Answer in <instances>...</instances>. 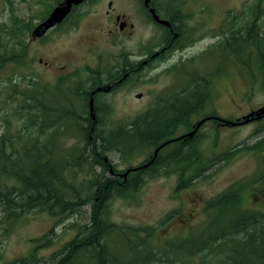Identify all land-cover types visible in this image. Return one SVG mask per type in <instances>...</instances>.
Listing matches in <instances>:
<instances>
[{
  "label": "trees",
  "instance_id": "1",
  "mask_svg": "<svg viewBox=\"0 0 264 264\" xmlns=\"http://www.w3.org/2000/svg\"><path fill=\"white\" fill-rule=\"evenodd\" d=\"M232 12L233 19L230 12L226 14L221 39L201 53L213 59L214 68L191 73V97H200L203 88L209 92L214 77L225 74L229 66L238 67L249 83L264 86V0L245 2L240 10ZM25 28L18 23L0 24V69L8 63H22ZM13 79L8 77L0 82V92L15 90L23 100L12 111L19 118L12 134L8 129L11 115L6 108H0V222L8 225L30 212L46 213L61 222L89 206L86 222L77 227L74 221L66 224L67 228L77 229L76 233L42 263L33 252L18 262L264 264V212L246 208L242 201L247 186L257 181L264 183V172L255 179L236 181L210 198L204 208L206 218L180 240L158 243L152 240L153 227L111 221L108 208L111 200L134 198L148 175L184 174L191 170L193 178L200 176L221 156L203 157L197 144L192 143L185 159L128 170L126 177L121 178L113 173L111 155L124 158L141 148L152 147L166 140L178 122L136 120L109 129L98 119L90 138V120L76 117L84 113L82 99L81 109L76 110L63 91L61 97L52 99L61 100L60 105L56 102L52 106L58 107L64 116L52 120L47 111L51 102L44 100L43 93L39 94L40 83L33 80L23 87L16 80L12 82ZM73 130L76 143L57 144L62 136L64 141L68 140ZM263 141L264 138L251 147L260 150ZM195 228L200 229L195 232ZM46 235L36 240L48 245L51 238Z\"/></svg>",
  "mask_w": 264,
  "mask_h": 264
},
{
  "label": "rangeland",
  "instance_id": "2",
  "mask_svg": "<svg viewBox=\"0 0 264 264\" xmlns=\"http://www.w3.org/2000/svg\"><path fill=\"white\" fill-rule=\"evenodd\" d=\"M94 2L107 3L112 2V7L123 12H131V2L135 0H93ZM192 7V12H199L198 9H205L206 12V36L201 41L204 48H207L216 39L223 35L225 18L227 12L233 19L234 12L240 10L245 2L253 0H183ZM101 5H99L100 7ZM102 16L97 19L90 16L81 23L79 33L71 38H64L57 42V46L47 52L41 49L37 40L25 37V49L22 63L5 64L0 69V82H5L8 77L14 78L20 86H25L33 80L40 83V93L45 91V83L42 66V60L49 58V55H58L59 59L68 66L74 67L81 65L108 66L114 64L116 57L120 53L135 52L140 48L139 40L143 41L144 47L149 46L137 26L134 29V35L130 38H124L118 35V38L110 42L109 37L103 33L106 25ZM137 24V22H135ZM135 24V25H136ZM221 27V35L216 31ZM66 39L65 48L60 46ZM78 41V45L75 42ZM153 43V42H152ZM94 50V57H87L84 51ZM206 50V49H205ZM201 50L198 54L191 57L189 68L180 73H161L158 76L133 75L117 92L113 93L108 102L112 107L108 125H118L124 114L130 117L141 113L145 104H149L154 94L163 88L166 93H170L175 88H185L189 82L191 73L211 71L215 64L211 57L206 54L203 56ZM72 69V68H71ZM211 73V72H210ZM43 75V76H42ZM77 83V82H76ZM0 92V108H6L10 113L9 133H14L17 127L18 116L13 114V108L16 104L22 103V96L19 93ZM73 90L69 88L71 95ZM27 92V91H26ZM66 92V91H65ZM206 92H208L206 90ZM67 93V92H66ZM142 93L140 98L136 94ZM210 98L206 104V114H217L220 119L236 121L242 119L250 112L264 106V86L258 83H249L248 79L240 72L236 66H229L225 74L214 77L209 90ZM31 94V90H28ZM69 95L73 101L76 110L81 109V104ZM60 102L55 100L51 103ZM57 103V105L59 104ZM63 102V101H62ZM60 105V104H59ZM55 107V105H54ZM13 115V116H12ZM52 120L54 117L50 116ZM58 120V119H57ZM198 118L193 117L187 126L195 125ZM221 121V120H220ZM123 124V123H122ZM182 125L180 130L186 128ZM189 126V127H190ZM2 128V125H0ZM76 132L69 134V139L64 141L57 139V144L70 146L77 142ZM174 136V135H173ZM264 138V117L254 118L246 123L237 125L226 124L225 122L207 121L198 131V139H201L202 145L199 147L201 155L208 158H217L220 155L221 160L215 161L209 169H206L200 176L192 177L190 175L185 179V174L170 173L169 175H158L155 177L147 176L142 188L135 194L134 198L126 199L114 197L109 204V214L111 221L119 225H130L140 227H153L152 240L158 243L180 240L185 236L192 226L200 224L205 218L206 202L221 193L230 184L242 179H255L264 172V141L261 149L256 150L251 146L260 139ZM169 145L166 150L170 149ZM62 150V146H61ZM166 150L162 151L164 153ZM147 152H135L126 157L112 156L111 164L114 165L116 172H124L130 165H137L141 162L151 149ZM153 151V150H152ZM152 153V152H151ZM116 163V164H115ZM189 179V180H188ZM243 206L246 208L264 212V183L255 182L254 185L247 186L242 192ZM0 213V219H1ZM89 215V206H84L72 219H65L57 222L55 218L42 212L25 213L15 222L10 224L0 222V264H26L18 262L19 259H27L33 252L35 259L42 263L51 253L58 250L62 244L70 240L77 229L67 228L66 224L71 221L76 223L86 222ZM8 226V227H7ZM200 229V228H199ZM195 228V232L199 230ZM52 230V231H51ZM51 231V232H50ZM45 234L51 238L48 245L44 241L36 240ZM179 238V239H178ZM47 240V239H46Z\"/></svg>",
  "mask_w": 264,
  "mask_h": 264
},
{
  "label": "flooded vegetation",
  "instance_id": "3",
  "mask_svg": "<svg viewBox=\"0 0 264 264\" xmlns=\"http://www.w3.org/2000/svg\"><path fill=\"white\" fill-rule=\"evenodd\" d=\"M64 4L65 0H0V24L9 22L25 26L27 40L29 38L37 40L41 49H46L49 53L61 39H69L74 34L76 36L84 20L90 16L95 19L97 16H102L106 25V29L102 31L109 37L110 42L121 34L124 38L132 37L134 29L139 26L142 32L141 36L146 38L149 46L144 47L143 41L139 40L140 48L135 52L120 53L114 64L109 63L108 66H100V68L88 63L80 67H68L62 59L58 58V55H49L46 60L40 58L39 61L43 63L42 70L44 72V77H41L45 83L44 100L52 102V99L61 97L63 91L67 92L66 96L68 97L69 88L73 90L71 91L73 95L70 94V96L79 103L82 99L84 105V113L76 117L88 119L92 124L89 126L90 138L93 134V124L98 119L105 128L109 129L113 126H124L127 122L136 120L178 122L166 140H162L152 147L136 151L145 153L146 150L151 149L152 153H148L149 155L141 162L126 167L124 172L113 171L121 178L126 177L128 170L133 172L136 168L143 169L155 164L164 166L166 163L173 164L171 162L173 160L185 159L187 150L190 149L192 143L197 144L199 148L203 143H201V139H198L199 128L207 121L221 122L217 114H206L205 107L208 98L205 88L201 90L200 97H191L189 93L191 82H188L185 88H175L170 93H166L163 88H160L154 94L152 101L145 104L141 113L132 117L124 114L121 120H116L119 121L118 125L111 126L108 125L109 121L114 120L110 118L112 107L108 98L133 75L152 74L158 76L165 72L174 74L185 72L186 66L189 68L188 60L201 50L206 49L201 46V41L207 32L205 9L200 8L199 12H192L193 8L183 0H135L131 2V12L128 13L113 8L111 1L103 4L93 0H82L76 4L72 3L69 11L60 21L55 22L39 36L35 35L36 26L44 22L56 7ZM99 5L101 6L99 7ZM221 27L216 31L218 36L221 35ZM68 39L60 43L62 48L72 44V42L67 44ZM215 39L217 40L218 37ZM75 44L78 45V41ZM88 51H84L87 57L95 56L94 50ZM141 94H136V98H140ZM48 105L50 109L47 111L55 120L64 116L58 107L52 106V103H48ZM193 117L198 118L197 123L203 119L204 121L193 134H190L196 124H191L190 127H186L185 124L190 123ZM263 117L264 115L261 118ZM182 125L186 128L185 130H180ZM162 143L165 144L161 146ZM169 145L172 147L166 150ZM164 150L166 151L162 153ZM112 156L116 155H111V158ZM188 172L184 173L185 179L188 177Z\"/></svg>",
  "mask_w": 264,
  "mask_h": 264
},
{
  "label": "water",
  "instance_id": "4",
  "mask_svg": "<svg viewBox=\"0 0 264 264\" xmlns=\"http://www.w3.org/2000/svg\"><path fill=\"white\" fill-rule=\"evenodd\" d=\"M81 1L82 0H65L64 5L56 7L52 11L50 16L44 22H42L36 26L35 35L39 36L48 27L52 26L55 22L60 21L66 15V13L69 11L72 3L76 4V3H79ZM91 114H92V109H91ZM263 115H264V106L258 108L255 111L250 112L248 115L244 116L241 120H238V119L236 121H229V120H225V119H220V120L222 122H225L226 124L237 125V124H241V123H246L253 118L259 119ZM203 121H204V119L199 121L198 123H196L195 128L193 129L192 132H190V134H193ZM164 144L165 143H162L161 146H163ZM156 152H157V150L155 151V153Z\"/></svg>",
  "mask_w": 264,
  "mask_h": 264
}]
</instances>
